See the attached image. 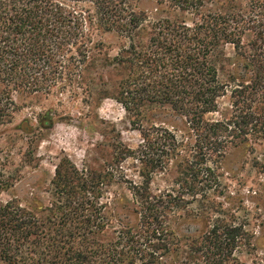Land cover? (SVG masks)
<instances>
[{"label": "trees", "instance_id": "trees-1", "mask_svg": "<svg viewBox=\"0 0 264 264\" xmlns=\"http://www.w3.org/2000/svg\"><path fill=\"white\" fill-rule=\"evenodd\" d=\"M72 1L94 6L92 22L101 33L97 40L89 36L86 12L71 6ZM129 1L0 0V136L15 119L14 94L62 91L83 72L112 69L119 77L115 99L136 117L134 123L168 115L196 138L195 178L200 180L208 163L224 158L223 139L233 132L225 121L206 119L218 111V100L228 88L239 112L234 125L256 139L264 132V0H221L219 10L206 11L204 0H169L197 19L192 26L165 19L151 27H145V14L130 9ZM105 34L127 42L114 58ZM223 45H232L236 54L225 61L232 67L227 83L213 61ZM55 122L47 112L37 118L36 128L49 131ZM139 128L149 141V131ZM18 129L35 135L29 121ZM165 134L175 152L173 130ZM149 151L144 145L139 154L153 166V160L147 161ZM154 165L163 166L160 161ZM4 173L0 167V198L8 187ZM105 179L64 159L56 168L49 206L28 210L16 200L3 205L0 199V264H175L174 252L182 264H224L236 247L240 230L233 225H223L222 233L207 232L202 241L190 240L189 251L172 247L169 238L176 232L165 220L178 205L175 198L154 197L147 181L134 187L139 225L121 224L114 242H102L98 237L108 224L102 203Z\"/></svg>", "mask_w": 264, "mask_h": 264}, {"label": "rangeland", "instance_id": "rangeland-1", "mask_svg": "<svg viewBox=\"0 0 264 264\" xmlns=\"http://www.w3.org/2000/svg\"><path fill=\"white\" fill-rule=\"evenodd\" d=\"M158 1L130 0L129 8L145 14V27L165 19L185 21L192 26L197 19L174 7L169 0L162 5ZM219 3L222 1L204 0L203 11L219 10ZM70 5L86 12L89 36L97 40L101 33L92 22L94 6L88 1L75 4L72 1ZM102 36L111 45L112 58L127 45L113 34ZM235 55L232 45H223L214 56L224 83L229 81L232 68L225 61L234 60ZM118 81L112 69L100 70L98 74L86 71L74 85L62 91L14 94L17 113L0 136V167L8 185L1 194V203L16 200L28 210L49 206L56 168L62 160L68 159L80 171L106 177L102 203L106 206L108 224L98 237L102 242H114L123 224L139 225L134 187L143 186L147 181L154 197L175 198L178 205L165 220V226L176 232L169 238L172 247L188 250L190 240L202 241L207 232L222 233L223 225H233L240 230L238 240L224 264H264V132L256 139L253 132L245 134L246 130L243 132L234 125L239 112L233 106L231 88L218 100V111L206 116L212 123L227 122L228 131H233L223 139L224 158L208 163L209 171L203 168L204 174L199 180L195 178L199 170L196 138L168 115L158 114L153 122L145 118L134 123L136 117L115 99ZM47 112L55 118V126L52 130L40 131L36 128L37 118ZM25 121L35 126L34 136L24 135L18 129ZM141 126L149 131V141L143 139ZM165 130H173L176 136L175 152H171L167 144L171 140H166ZM144 145L150 148L147 161H160L163 166L155 168V163L152 166L142 160L139 151ZM190 179L195 181L194 185ZM176 253L171 261L182 264Z\"/></svg>", "mask_w": 264, "mask_h": 264}]
</instances>
